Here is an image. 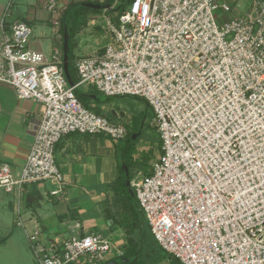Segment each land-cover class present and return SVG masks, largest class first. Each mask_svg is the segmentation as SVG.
Here are the masks:
<instances>
[{
  "label": "built area",
  "instance_id": "built-area-1",
  "mask_svg": "<svg viewBox=\"0 0 264 264\" xmlns=\"http://www.w3.org/2000/svg\"><path fill=\"white\" fill-rule=\"evenodd\" d=\"M42 1L59 28L60 3ZM231 12L221 0H132L117 24L108 19L102 53L76 58L73 86L62 48L47 60L29 48L30 25L13 23L0 39V83L44 112L21 173L0 166V188L20 195L50 182L60 196L55 148L64 137L127 138L124 125L81 103L79 87L140 98L154 112L161 154L130 184L159 247L180 264H264V0H252L243 17L227 19ZM8 17L10 6L1 28ZM29 241L37 264H103L124 255L96 233L58 240L36 230Z\"/></svg>",
  "mask_w": 264,
  "mask_h": 264
},
{
  "label": "crops",
  "instance_id": "crops-1",
  "mask_svg": "<svg viewBox=\"0 0 264 264\" xmlns=\"http://www.w3.org/2000/svg\"><path fill=\"white\" fill-rule=\"evenodd\" d=\"M85 1L90 0H75V2ZM9 6L11 8L12 5L9 4L5 9H0V16L6 13ZM54 20L55 17L52 15L50 20L52 35L49 37L48 51L40 42L35 45H30L29 42L30 50L44 54L47 60L50 59L55 48L62 47L61 25L55 28ZM17 21L11 16L7 18L4 28L0 27V39L4 34L10 33L12 24ZM30 22L28 20V24ZM43 35L45 39L46 34L43 33ZM80 35L83 34L80 33ZM81 38L77 41L76 58L90 56L98 50L102 53L101 48L91 49L86 43L87 39L83 40L85 43L82 44ZM82 49L84 52H81ZM85 86L88 87L85 95L89 96L92 106L99 113H112L116 119L123 117L120 109L115 110L109 103L102 104L101 107L97 105L91 98L94 96V90H97L92 86ZM43 112L44 108L40 103L33 100H20L14 87L0 83V166L8 164L17 176L26 164ZM128 137L129 134L125 140ZM131 148L123 151L121 144L106 135L70 134L64 137L55 148L56 164L64 176L62 195L53 196L51 192L56 189V186L50 182H44L25 186L20 195L0 192V199L4 203L11 196V200L7 203L12 212L17 214L18 222L22 223L19 227L26 232L28 240L36 230L43 232L45 238L58 240L107 232L117 237L118 241L111 242L107 237L105 238L118 250L124 252L127 235L118 218L121 192L115 186L122 180L119 160L121 157L124 160V155L131 151ZM160 154L161 147L156 152L150 149L146 154L150 155L148 163L138 175L150 174ZM138 160L135 157L134 162ZM141 163L145 164L144 161ZM105 211L110 218L106 217ZM11 237L13 234L7 235L2 242H6ZM115 258V254H112L108 256L106 262Z\"/></svg>",
  "mask_w": 264,
  "mask_h": 264
},
{
  "label": "rangeland",
  "instance_id": "rangeland-1",
  "mask_svg": "<svg viewBox=\"0 0 264 264\" xmlns=\"http://www.w3.org/2000/svg\"><path fill=\"white\" fill-rule=\"evenodd\" d=\"M221 1L227 3L232 8V12L227 14V19L245 16L250 11L252 4V0ZM58 2H60V0H58ZM60 3L62 17L67 7H69L70 4L75 3V0H61ZM9 4L12 5L10 8V16L13 20L25 21L27 23L28 20L31 21L29 25L31 26L33 33L30 38V45H35L40 42L48 51L50 47L49 37L52 35L50 20L53 14L45 8V2L42 0H0V9H5ZM215 15L217 16L218 13ZM117 17L118 12L103 11L99 14L91 12L88 16L86 25L81 31L83 35L78 36L77 41L82 37L81 39L83 44L85 43L83 40L87 39L86 43H88L91 49L106 47L109 43V35L107 33L108 19H111L113 22H117ZM35 18H37V20H35ZM93 21H96L95 25L91 24ZM43 33L46 34L45 39L43 37ZM61 48L63 50V42ZM77 48L78 43L76 49ZM76 49L75 55L77 52ZM81 52H84V49H82ZM87 89L88 87L84 85L79 87L77 92L81 95H85ZM97 95L98 102L95 100L97 105L101 107L102 104L109 103V105L114 106L115 110L120 109V114L123 115V117L116 119L112 113H99L94 106H92L90 100L85 96L81 98V103L84 106H88L93 112L106 117L111 122L124 125L128 130V139L119 142L123 148L127 147L128 142L131 143V151L129 150L126 154V163L128 168L123 163L121 157L119 161L122 180L117 183L115 187H118L121 192V199L119 201L120 214L118 215V218L120 221H123L124 226L128 228L130 227L134 231V225L140 222V214L136 213L137 211L134 209V199L131 200L129 197L130 191L127 187V181L135 178L140 179L142 175H138L140 173L139 171L144 170L145 165L148 163V158L150 157V155H146L147 152L150 149L156 152L161 147L160 135L156 128L152 125L154 112L152 108L147 107L144 101H140L134 97L109 98L99 92ZM134 136H137V138L134 139ZM145 155L146 158L144 159ZM135 157L139 159L138 162H134ZM142 161H144L145 164L141 163ZM121 170H123L124 173H122ZM124 185H126L127 188H125ZM0 192L6 193L3 189H1ZM10 200L11 196H9L7 202ZM7 202L2 203V200L0 199V264H36L26 232L18 226L19 218L16 213L14 214L12 212ZM23 217L25 218V215H23ZM96 233H101L111 242L118 241L117 237L111 236L107 232ZM9 234H13V237L3 243L2 240ZM163 264L167 263L165 262Z\"/></svg>",
  "mask_w": 264,
  "mask_h": 264
},
{
  "label": "trees",
  "instance_id": "trees-1",
  "mask_svg": "<svg viewBox=\"0 0 264 264\" xmlns=\"http://www.w3.org/2000/svg\"><path fill=\"white\" fill-rule=\"evenodd\" d=\"M131 1L132 0H105L104 2H100L99 0H95V1L75 2L73 4H70V6L67 7V9L64 11V14L61 17V21H60L61 23L60 32H61L63 44H64L65 29H67L69 32V36H70L69 72L73 84H77L79 82L78 71L75 66V62H76L75 49L77 47V37L79 36L84 26L86 25L88 16L90 15L91 12L94 14H99L103 12V10H95L89 8L88 5L90 4L103 5V6L110 5L112 8L111 10L112 12H118V17H117L118 20L117 22H115L117 24L119 22L120 16L125 12L126 8L129 6ZM97 93L98 91L94 90L93 95L96 96V99H94L96 101H98ZM76 95L80 101L81 98L84 96L89 99V96L81 95L77 91H76ZM136 99L140 101H144L140 98H136ZM146 105L148 106L147 103ZM85 107L89 108L88 106ZM127 148H131L130 142H128L127 147H124L122 150L126 151ZM126 157L127 156L124 155L123 163L127 166ZM121 171L122 173H124L123 170ZM124 187L127 188L126 185H124ZM130 189L134 194L131 187L129 188V191ZM131 191L129 192V197L131 200L134 199V203H135L134 209L135 211H137L136 213L140 214V222L134 225L135 230L133 231L132 228L130 227L128 228L124 226L123 221H121V224L123 225V228L127 235V244L125 246L124 255L122 257L119 258L117 257L103 264H108L112 261H117L116 264H163L165 262L167 264H180V262L177 259L171 257L159 247L154 236L150 231V228L145 220L142 211L139 208L135 194L134 196H132ZM132 232H136V233H132ZM126 259H128L129 262L127 263L122 262V260H126Z\"/></svg>",
  "mask_w": 264,
  "mask_h": 264
},
{
  "label": "water",
  "instance_id": "water-1",
  "mask_svg": "<svg viewBox=\"0 0 264 264\" xmlns=\"http://www.w3.org/2000/svg\"><path fill=\"white\" fill-rule=\"evenodd\" d=\"M89 8H92V9H95V10H103V11H111L112 8L110 5H94V4H90L88 5ZM69 52H70V36H69V32L67 29H65L64 31V44H63V54H64V70H65V75H66V78L69 82V84L71 86H73V82H72V79H71V75H70V72H69ZM92 99H96V96H91ZM137 136H134V139H136ZM127 187L130 188L131 187V184H130V180L127 181ZM131 191V189H130ZM132 193V191H131ZM132 196H134V194L132 193ZM105 214H106V217L107 218H110L109 217V214L107 211H105ZM122 262L124 263H127L129 262L128 259L126 260H122ZM117 261H112L108 264H116Z\"/></svg>",
  "mask_w": 264,
  "mask_h": 264
}]
</instances>
